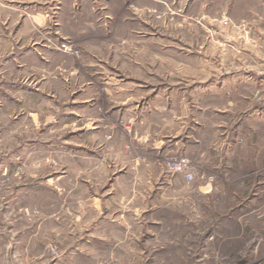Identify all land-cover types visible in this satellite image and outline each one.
I'll return each mask as SVG.
<instances>
[{
    "label": "rangeland",
    "instance_id": "rangeland-1",
    "mask_svg": "<svg viewBox=\"0 0 264 264\" xmlns=\"http://www.w3.org/2000/svg\"><path fill=\"white\" fill-rule=\"evenodd\" d=\"M0 34L64 56L0 42V264H264V0H0Z\"/></svg>",
    "mask_w": 264,
    "mask_h": 264
},
{
    "label": "crops",
    "instance_id": "crops-1",
    "mask_svg": "<svg viewBox=\"0 0 264 264\" xmlns=\"http://www.w3.org/2000/svg\"><path fill=\"white\" fill-rule=\"evenodd\" d=\"M21 24L22 26H24V22H22ZM16 36H18V34H16ZM21 38L22 37H20L19 35L18 40H15L13 42L12 36H7V35L4 36L0 34V42H2V44L9 43L14 48V50L10 52L9 56H6L5 58L6 60V62L4 63L5 70L11 68L12 66L13 67L24 66L27 63H33L35 65H42L41 67H43V66L50 64L51 58L53 61L51 64H55L56 56L61 57V58L64 57L62 54L54 52L50 47L46 45H42L44 49L38 47L36 43L32 45L27 44L25 46H22ZM19 42L21 43V45H19ZM41 51H43V54L41 53ZM19 64L20 66H18ZM89 129H92V128H89Z\"/></svg>",
    "mask_w": 264,
    "mask_h": 264
},
{
    "label": "built area",
    "instance_id": "built-area-1",
    "mask_svg": "<svg viewBox=\"0 0 264 264\" xmlns=\"http://www.w3.org/2000/svg\"><path fill=\"white\" fill-rule=\"evenodd\" d=\"M62 48H64L65 50L68 48L67 43H62ZM188 164V161L186 159H182L179 163H178V167H176L177 170H182V168H186Z\"/></svg>",
    "mask_w": 264,
    "mask_h": 264
}]
</instances>
